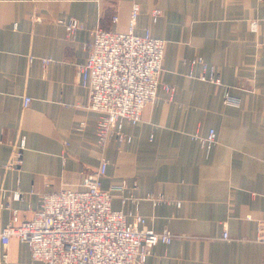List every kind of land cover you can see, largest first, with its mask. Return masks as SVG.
Returning a JSON list of instances; mask_svg holds the SVG:
<instances>
[{
  "label": "crops",
  "instance_id": "0c3cea01",
  "mask_svg": "<svg viewBox=\"0 0 264 264\" xmlns=\"http://www.w3.org/2000/svg\"><path fill=\"white\" fill-rule=\"evenodd\" d=\"M134 4L138 31L167 42L161 86L140 123L121 125L132 141L120 146L111 137L101 149L99 114L88 109L77 66L86 63L84 43L96 28L128 29ZM155 9L162 16L152 25ZM71 19L84 26L73 39ZM196 58L204 64L192 65ZM212 70L238 107L225 104L220 86L200 80ZM211 129L217 141L207 153L195 135ZM20 134L27 138L23 164L5 171ZM101 160L108 162L104 189L136 184L141 199L123 207L116 195L114 209L173 234L145 264H264V0H0V179L24 193L12 206L18 218L32 219L45 193L79 190ZM150 194L167 201L154 205ZM12 217L0 211V229ZM30 260L29 246L15 239L0 264Z\"/></svg>",
  "mask_w": 264,
  "mask_h": 264
},
{
  "label": "built area",
  "instance_id": "2783aa9c",
  "mask_svg": "<svg viewBox=\"0 0 264 264\" xmlns=\"http://www.w3.org/2000/svg\"><path fill=\"white\" fill-rule=\"evenodd\" d=\"M140 12V6L134 4L125 32L96 28L92 39L84 43L88 59L77 66L80 84L89 92L88 109L99 114L97 145L101 149L106 148L111 137H115L120 146L130 143L132 137L122 131L121 125L140 123L145 109L158 97L167 42L154 37L151 29L144 33L138 31ZM161 16V10H152V25ZM113 21L117 22L118 17H113ZM83 27L82 23L71 19L66 25L69 38H75ZM196 64H204L203 59H194L192 65ZM199 78L220 86L225 104L240 105L231 88L222 83L214 70L209 75L202 73ZM164 89L173 98L175 89L170 85H165ZM31 101L30 97H25L24 108H28ZM85 127L86 123L82 122L78 130L83 131ZM195 139L210 153L217 141L216 131L211 129L204 137L195 135ZM26 148L27 138L20 134L12 146L5 171L21 167ZM107 171L108 162L101 160L96 170L86 173L79 190L43 194L30 220H20L12 207L13 203L22 201L23 191L6 188L4 178L0 179V211L13 213L10 223L0 229V261H8V249L15 239L29 246L31 260L26 264H145L157 245H170L171 232L148 229L146 219L140 214L114 209L116 195L121 198L123 207L129 200L138 206L141 199L133 194L136 184L129 188L123 182L104 189L102 180ZM145 199L154 205L167 201L161 195L152 194ZM258 232L259 240L264 241V222L259 224ZM223 236L228 239L227 233Z\"/></svg>",
  "mask_w": 264,
  "mask_h": 264
},
{
  "label": "rangeland",
  "instance_id": "374dc122",
  "mask_svg": "<svg viewBox=\"0 0 264 264\" xmlns=\"http://www.w3.org/2000/svg\"><path fill=\"white\" fill-rule=\"evenodd\" d=\"M252 27L254 30H256V22H253Z\"/></svg>",
  "mask_w": 264,
  "mask_h": 264
}]
</instances>
